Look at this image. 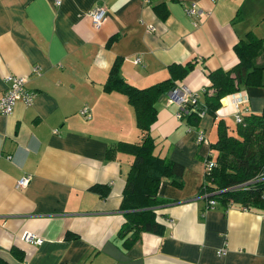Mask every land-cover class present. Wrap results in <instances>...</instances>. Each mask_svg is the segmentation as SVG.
<instances>
[{
    "label": "crops",
    "instance_id": "1",
    "mask_svg": "<svg viewBox=\"0 0 264 264\" xmlns=\"http://www.w3.org/2000/svg\"><path fill=\"white\" fill-rule=\"evenodd\" d=\"M192 2L208 14L198 26L186 14ZM96 6L106 10L99 29L88 15ZM249 32L264 42V0H0V97L9 74L34 94L30 106L0 114V264H264V211L211 209L199 195L217 122L232 118L233 98H243L244 118L263 110L264 74L262 87L223 98L216 118L204 114L195 127L158 102L155 154L183 167L180 187L166 179L158 188L162 234L142 233L128 247L118 238L133 157L106 158L112 145L140 140L126 96L103 91L116 62L139 89L193 63L175 85L202 103L206 74L234 67L233 47ZM199 130L208 145L196 142ZM24 232L42 243L22 241Z\"/></svg>",
    "mask_w": 264,
    "mask_h": 264
},
{
    "label": "trees",
    "instance_id": "2",
    "mask_svg": "<svg viewBox=\"0 0 264 264\" xmlns=\"http://www.w3.org/2000/svg\"><path fill=\"white\" fill-rule=\"evenodd\" d=\"M158 10V7L156 8ZM237 64L229 70L217 69L208 72V87L204 90L203 102L193 106L183 119L195 127L200 113L214 119L221 107V100L239 93L242 89L263 86L264 42L249 32L233 47ZM193 63L169 66V78L147 88L128 85L120 75L116 62L109 72L103 91L119 92L126 96L135 112L136 127L140 133L137 143L118 142L106 150V158L117 152L131 155L133 161L126 178L123 200L120 206L125 223L117 236L128 247L142 233L162 234L164 227L156 221V209L165 203L158 198V188L163 180L170 179L173 185L181 186L183 167L168 162L155 154L156 143L150 127L156 121L157 104L175 82L183 78ZM86 118V117H85ZM208 160L215 166L204 172L199 195L207 200L218 201L226 210L237 204L245 209L264 211V108L260 113L248 114L242 125H237V135L229 133L222 120L217 122V140L209 144ZM215 151V156H213ZM97 187H94L96 189ZM15 254V251L12 250Z\"/></svg>",
    "mask_w": 264,
    "mask_h": 264
},
{
    "label": "built area",
    "instance_id": "3",
    "mask_svg": "<svg viewBox=\"0 0 264 264\" xmlns=\"http://www.w3.org/2000/svg\"><path fill=\"white\" fill-rule=\"evenodd\" d=\"M56 3L59 4L58 1ZM186 14L189 17L195 19L194 26H198V23L208 15L195 2L189 4V6L186 8ZM88 15L91 18L92 26L95 29H99L104 23L106 17V10L104 7L96 6L90 10ZM134 61L138 62V59H135ZM4 82L8 85V87L3 93V95H1L0 97L1 115H10L18 102L22 103L24 106H30L32 104L34 94L26 90L25 77H18L9 74L4 77ZM163 101L165 106H176L177 111L175 113V117L178 120H182L183 117L186 116L190 111H194L193 106L198 103V96L197 94L192 93L186 86L182 85L175 86L170 91H168V93L163 97ZM243 103L244 100L241 97L235 99L233 98L232 100H230V107L233 111V116L235 117L236 125H242L244 123V114L248 112L246 108L242 107ZM80 114L86 117V119L90 118L86 108H83L80 111ZM199 115L202 116L204 115V113H200ZM195 140L198 144H209L206 140L204 132L201 130L196 131ZM209 155L205 158L204 172L211 171V169L215 166L213 158L210 160L207 159ZM261 177L264 178V173L261 175ZM30 180L31 178L29 176L20 178L16 183V189L26 187L29 184ZM207 203L208 208L211 209L216 207L217 205L221 206V204L215 200H209ZM21 239L22 241L31 245H40L43 241L41 238L27 232L22 233ZM216 254L218 257H221L225 254V251L223 249H220L216 252Z\"/></svg>",
    "mask_w": 264,
    "mask_h": 264
},
{
    "label": "rangeland",
    "instance_id": "4",
    "mask_svg": "<svg viewBox=\"0 0 264 264\" xmlns=\"http://www.w3.org/2000/svg\"><path fill=\"white\" fill-rule=\"evenodd\" d=\"M243 116V115H242ZM226 126L228 128L229 133H231L232 135H237V125L235 123V117L232 115V118H228L227 122H226ZM217 136V133H216ZM213 140V142H211V144H214L217 140V138L214 140V136L211 139V141ZM213 156H215V151H213Z\"/></svg>",
    "mask_w": 264,
    "mask_h": 264
},
{
    "label": "water",
    "instance_id": "5",
    "mask_svg": "<svg viewBox=\"0 0 264 264\" xmlns=\"http://www.w3.org/2000/svg\"><path fill=\"white\" fill-rule=\"evenodd\" d=\"M163 99V97L160 99V101Z\"/></svg>",
    "mask_w": 264,
    "mask_h": 264
}]
</instances>
